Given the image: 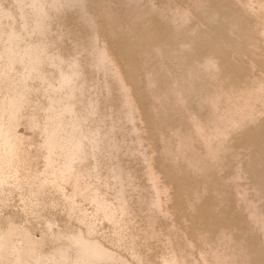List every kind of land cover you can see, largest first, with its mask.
Returning a JSON list of instances; mask_svg holds the SVG:
<instances>
[{
    "label": "rangeland",
    "instance_id": "1",
    "mask_svg": "<svg viewBox=\"0 0 264 264\" xmlns=\"http://www.w3.org/2000/svg\"><path fill=\"white\" fill-rule=\"evenodd\" d=\"M80 1L0 0V264H264V0Z\"/></svg>",
    "mask_w": 264,
    "mask_h": 264
},
{
    "label": "bare ground",
    "instance_id": "2",
    "mask_svg": "<svg viewBox=\"0 0 264 264\" xmlns=\"http://www.w3.org/2000/svg\"><path fill=\"white\" fill-rule=\"evenodd\" d=\"M71 2H74V3H78L79 5L81 4V1L80 0H70ZM250 1V0H249ZM33 4V3H32ZM261 4V3H260ZM6 11V10H5ZM20 13H21V11H20ZM21 16V15H20ZM11 31V30H10ZM95 32V31H94ZM149 33H151V32H149ZM96 38H92L91 39V44H92V47H93V56H94V58H93V64H94V66L96 67V68H99V69H102V70H110V69H112V62H111V60H110V58H109V55H108V53H107V51L105 50V48H99L98 46H96ZM104 44V43H103ZM102 47V46H101ZM157 50V49H156ZM158 53H160V52H158ZM158 55V54H157ZM8 59V58H7ZM163 61V60H162ZM11 64V63H10ZM55 65V64H54ZM7 66V65H6ZM115 67V66H114ZM154 67V66H153ZM167 67V66H166ZM166 69V68H165ZM165 73V72H164ZM73 75H76V72H74V73H72ZM120 74V73H119ZM119 74H118V72L117 73H115V76H116V79L119 81V83H120V85H121V87L122 88H124L125 90H126V86H125V84L122 82V80H121V77L119 76ZM168 74V73H167ZM97 76V75H96ZM112 76H114V75H112ZM66 78H68V76L66 75ZM147 78V77H146ZM124 80V79H123ZM158 80V79H157ZM179 81V80H178ZM162 86V85H161ZM188 89V88H187ZM128 91V90H127ZM201 91V90H200ZM190 93V92H189ZM65 95V94H64ZM127 96V95H126ZM128 99V98H127ZM201 100V99H200ZM130 101H132L131 100V98H130ZM121 102V101H120ZM126 103V102H125ZM127 104V112H126V117L128 118V119H132V114H131V107L128 105V102L126 103ZM137 110V109H136ZM10 115H11V113H10ZM57 115H58V113H57ZM132 121H134L133 119H132ZM214 122V121H213ZM132 123H134V122H132ZM212 124V123H211ZM216 125V124H215ZM135 126V125H134ZM72 128V127H71ZM201 129V128H200ZM135 130V129H134ZM211 130V129H210ZM217 130H218V128H217ZM219 131V130H218ZM136 132V131H135ZM137 133V132H136ZM200 135V134H199ZM199 137V136H198ZM201 138V137H200ZM204 138V137H203ZM208 139V138H207ZM139 140V139H138ZM202 140V139H201ZM203 141V140H202ZM76 142H77V140H76ZM204 143V142H203ZM208 144H209V142H208ZM207 144V145H208ZM140 145V144H139ZM206 145V146H207ZM206 146H204L205 148H206ZM204 148V149H205ZM207 149V148H206ZM209 149V148H208ZM212 151V150H211ZM207 152V151H206ZM152 157V156H151ZM73 158V157H72ZM145 158V157H144ZM150 162V161H149ZM148 166V165H147ZM149 169V171L151 170L150 168H148ZM149 171H148V173H149ZM151 173H153V172H151ZM153 175L154 174H151V179H153L154 177H153ZM149 177V176H148ZM149 179V178H148ZM151 181H156V179H154V180H151ZM150 181V182H151ZM149 182V183H150ZM151 184H152V182H151ZM158 184V183H157ZM153 186V185H152ZM154 189V188H153ZM155 190L156 191H158V187H156L155 186ZM154 190V191H155ZM163 190V189H162ZM155 196H156V192H155ZM240 196V195H239ZM157 198V197H156ZM160 199V198H159ZM159 199H157V200H159ZM242 200H243V198H242ZM160 202V201H159ZM247 203H248V201H247ZM151 204V203H150ZM249 204V203H248ZM251 205H253V204H251ZM152 206H154V207H156L157 208V206H159V204H158V201H153L152 202ZM255 207V206H254ZM161 209V208H160ZM167 213V212H166ZM165 213V214H166ZM254 214V213H253ZM256 218V217H255ZM261 222V221H260ZM14 231V230H13ZM173 264H180V263H178V262H175V263H173Z\"/></svg>",
    "mask_w": 264,
    "mask_h": 264
}]
</instances>
